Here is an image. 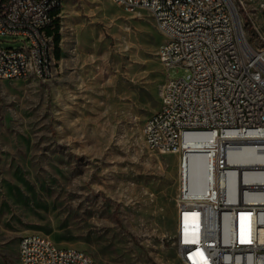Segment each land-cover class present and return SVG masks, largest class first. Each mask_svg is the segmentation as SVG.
<instances>
[{"label":"rangeland","instance_id":"rangeland-1","mask_svg":"<svg viewBox=\"0 0 264 264\" xmlns=\"http://www.w3.org/2000/svg\"><path fill=\"white\" fill-rule=\"evenodd\" d=\"M232 2L264 44V0ZM59 17L55 75L0 80V263L16 261L22 234L40 232L98 264H184L172 237L181 154L152 151L142 136L167 77L154 56L162 33L147 9L113 0H63ZM22 43L0 35V47ZM202 160L186 155L189 192L209 181L206 165L194 183Z\"/></svg>","mask_w":264,"mask_h":264},{"label":"built area","instance_id":"built-area-1","mask_svg":"<svg viewBox=\"0 0 264 264\" xmlns=\"http://www.w3.org/2000/svg\"><path fill=\"white\" fill-rule=\"evenodd\" d=\"M63 0H0V35L19 37L0 47V80L23 70L46 81L54 48L50 9ZM125 10L147 9L162 40L156 58L167 77L160 107L142 125L152 151L181 154L173 243L184 264H264V44L250 40L232 0H113ZM235 11V16L233 14ZM185 73L169 77L170 68ZM195 152L187 189L185 158ZM199 185V186H201ZM0 264H98L75 247L58 246L40 232L22 234L16 261Z\"/></svg>","mask_w":264,"mask_h":264},{"label":"trees","instance_id":"trees-1","mask_svg":"<svg viewBox=\"0 0 264 264\" xmlns=\"http://www.w3.org/2000/svg\"><path fill=\"white\" fill-rule=\"evenodd\" d=\"M61 11V6L60 5H55L50 9V13L53 14V18H52V23L48 26L47 28V32L49 34H52V39H53V44H54V48H53V52L55 55V58H59L60 56V39H61V35H60V17H59V13ZM247 27L250 29V31L255 34V31L252 27V24L250 22H247ZM154 56L156 57V51L154 53Z\"/></svg>","mask_w":264,"mask_h":264},{"label":"bare ground","instance_id":"bare-ground-1","mask_svg":"<svg viewBox=\"0 0 264 264\" xmlns=\"http://www.w3.org/2000/svg\"><path fill=\"white\" fill-rule=\"evenodd\" d=\"M134 9V2H127V5H125V11L133 12ZM233 14L235 16V11L233 10ZM53 48H49V58H48V71L49 72H55V57L53 54ZM29 77H36L40 79V72H35L32 70H23V79L29 78ZM50 78V77H49ZM209 178H210V171H209Z\"/></svg>","mask_w":264,"mask_h":264},{"label":"crops","instance_id":"crops-1","mask_svg":"<svg viewBox=\"0 0 264 264\" xmlns=\"http://www.w3.org/2000/svg\"><path fill=\"white\" fill-rule=\"evenodd\" d=\"M59 46H60V43H59ZM57 60H58V58H57Z\"/></svg>","mask_w":264,"mask_h":264}]
</instances>
